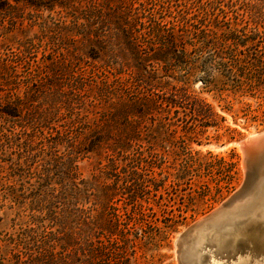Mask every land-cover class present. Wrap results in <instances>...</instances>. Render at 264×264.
<instances>
[{
    "label": "rangeland",
    "instance_id": "374dc122",
    "mask_svg": "<svg viewBox=\"0 0 264 264\" xmlns=\"http://www.w3.org/2000/svg\"><path fill=\"white\" fill-rule=\"evenodd\" d=\"M11 1L17 2V17L13 18L15 23L12 25L5 21L6 27L0 28V43L11 49L4 52L10 55L20 43L26 45L31 40L36 46L40 45L37 59L41 58L42 51L53 54L55 66H50L48 82L56 80L66 93L72 85L83 89L80 99L86 104L74 110L86 112L97 122L82 130L95 128L101 135L106 131L113 132L116 127L109 123L118 100L104 98L96 90L101 81L113 79L114 67L129 61L125 42L113 28L117 19L113 13L114 5L123 9L124 0ZM233 4L231 8L224 7L225 20L230 21L231 26L236 24L237 35L243 43L247 45L251 41L246 39L254 37L252 41L262 49L264 2L237 0ZM4 10L5 5L0 4V12ZM88 15L102 22H97L96 31L82 18ZM244 48L241 47L246 52ZM201 85L198 76L190 82L189 90L212 106L218 114L214 120L216 124L202 127V132L198 131L199 127L194 132H181L178 128L176 134L161 135L173 140H182L180 136H183L186 142L184 157L199 152L201 164L192 165L179 182L175 180V174L180 167V158L172 153L174 145L171 143H160L161 147H155L161 158L160 166L151 168L148 160L131 159L138 153L147 155L150 144L146 140L134 143L125 153L128 158L115 160L104 158L106 153L111 154L106 147L112 143L106 141L108 136L104 135L103 140L97 141L96 152L75 162L76 181H85L90 189L52 198L51 195L59 193L61 180H66L58 161L53 160V153L47 149L40 156L31 158L32 163L24 162L26 152L23 148L18 149L15 142L17 137L24 139L25 135H15L17 139L11 147H4L5 153L0 154V232L12 233L40 225L46 229L49 225L53 230L58 228L67 264H179L176 247L179 235L217 207L241 183L244 168L238 142L264 132V81L252 86H228L221 91H206ZM66 120L58 117L53 124L62 129L59 124ZM80 126L76 123L73 128L81 130ZM3 130L8 133L5 128ZM37 150L30 154H37ZM63 151L61 146L57 154L62 155ZM207 152L212 156L209 157ZM219 157L226 163H233L232 166L218 164ZM158 171L161 174L157 175ZM151 172L156 175V187L150 181L141 182L149 178ZM234 172V178L226 184L228 176ZM140 182L147 184L143 190L135 187ZM47 183L55 188L53 194ZM53 206L59 207L60 225L48 218V210ZM86 235H90L89 239L96 247L93 257L85 253ZM103 246L106 248L101 254Z\"/></svg>",
    "mask_w": 264,
    "mask_h": 264
},
{
    "label": "trees",
    "instance_id": "16d2710c",
    "mask_svg": "<svg viewBox=\"0 0 264 264\" xmlns=\"http://www.w3.org/2000/svg\"><path fill=\"white\" fill-rule=\"evenodd\" d=\"M236 1L124 0L123 9L115 4L113 13L117 19L113 28L125 42L129 61L114 67L113 79L106 78L97 86L98 95L118 100L109 123L116 129L102 135L95 128L82 130L86 125L97 124L86 112L74 110L86 104L80 99L83 89L72 85L66 93L55 78L48 82L50 66L55 62L53 54L42 51L41 58L37 59L40 45L36 46L30 40L26 45L20 43L17 50L8 55L4 50L10 47L0 43V154H4V147H11L17 138L15 146L26 152L24 162L32 163L31 158L40 156L47 149L51 151V157L58 161L60 172L66 178L60 182L59 193L51 195L58 198L66 192L76 195L90 189L85 181H76L75 162L96 152L97 141L103 140L104 135L108 136L106 141H112L106 147L111 154L106 153L104 158L115 160L128 158L126 151L134 143L146 140L150 144L147 155L138 153L131 159L148 160L151 168L160 166L161 158L155 147H161L160 143H171L174 145L172 153L180 158V167L175 174V180L179 182L192 165L201 164L199 152H195L196 156L188 153L184 157V137L173 140L166 136L176 134L178 128L181 132H194L199 127L198 131L202 132V127L215 125L218 116L209 103L189 90L190 82L199 76L202 89L221 91L228 86H252L264 81V47L259 48L252 41L255 38L250 36L246 40L251 42L243 43L237 35L236 24L231 26L230 21L225 20L224 7L231 8ZM0 4L5 5L4 12H0V28H4L5 21L11 25L15 23L17 2L0 0ZM88 16L82 18L96 31L97 22L101 21ZM58 117L67 119L59 124L62 129L53 124ZM76 123L81 125V130L73 128ZM6 124L11 129H7ZM22 133L24 139L15 138ZM61 146L64 151L58 155ZM34 149H38L37 154L31 155L30 151ZM207 155L212 156L210 152ZM217 163L233 164L226 163L222 157L217 158ZM151 173L141 182L150 181L156 187V175ZM234 175L235 172L228 176L226 184ZM141 182L135 184L137 190L147 186ZM46 186L52 187L49 183ZM50 191L53 194L55 188ZM57 208L53 206L48 210V218L60 225L61 213ZM60 232L58 228L53 230L51 225L47 229L40 225L12 233L0 232V264H67ZM89 236H85V253L93 257L96 247ZM104 248L106 246L102 247L101 254Z\"/></svg>",
    "mask_w": 264,
    "mask_h": 264
},
{
    "label": "water",
    "instance_id": "95a60500",
    "mask_svg": "<svg viewBox=\"0 0 264 264\" xmlns=\"http://www.w3.org/2000/svg\"><path fill=\"white\" fill-rule=\"evenodd\" d=\"M238 147L242 153L243 163V178L241 183L235 189V191L229 195L224 201H222L217 207L195 220L179 235L176 247H177V260L179 264L186 263V256L183 255L182 244L190 242V238L195 231L204 229L207 227L206 233L214 230L212 222L217 218L220 212L231 210V205L235 202H246L252 205L255 201L262 198L264 195V132L258 133L250 138L242 139L238 142ZM245 203V204H247ZM243 206V205H242ZM242 208V207H241ZM244 210H248V206L244 205ZM245 218L237 219V223L234 225L235 230L238 229L239 237L235 240L232 247L227 249H213L218 256L221 264H232L236 257L252 254L264 253V226L254 224V226H247L244 224ZM211 225V226H210ZM204 245L205 249H211L212 244L208 241L211 240L205 234ZM204 249V250H205ZM251 254V255H252ZM207 262L206 250L199 253L198 263L205 264ZM228 262V263H227Z\"/></svg>",
    "mask_w": 264,
    "mask_h": 264
},
{
    "label": "bare ground",
    "instance_id": "6f19581e",
    "mask_svg": "<svg viewBox=\"0 0 264 264\" xmlns=\"http://www.w3.org/2000/svg\"><path fill=\"white\" fill-rule=\"evenodd\" d=\"M261 195L262 198L258 199V202L255 201L250 206L246 202L247 200L243 202L237 201L231 205L232 208L234 207L233 210L229 208L227 211L220 212L217 218L212 222L214 230L206 233V227L195 231L190 238V242L182 244L181 247L182 250L184 249L182 251L183 255L186 256L185 264L198 263L199 253L205 250L207 253V262L205 264H221L222 262H219L218 256H216L217 254L213 249H227L228 251V248L234 245L235 240L239 237V231L238 229L235 230L234 225L237 223V219L241 217L245 218L244 224H247V226H254V224L264 226V195ZM244 205L248 206V210H244ZM205 234L211 238V240L208 241L212 244L211 249H205L206 246L204 243L207 241L205 239ZM251 254L252 252L247 253V255L236 257L232 264H264V253ZM228 264H230V262Z\"/></svg>",
    "mask_w": 264,
    "mask_h": 264
}]
</instances>
